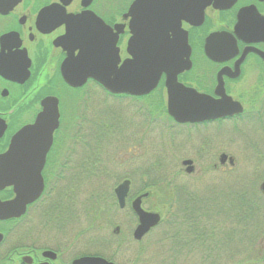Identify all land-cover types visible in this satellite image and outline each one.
<instances>
[{
    "label": "flooded vegetation",
    "instance_id": "flooded-vegetation-1",
    "mask_svg": "<svg viewBox=\"0 0 264 264\" xmlns=\"http://www.w3.org/2000/svg\"><path fill=\"white\" fill-rule=\"evenodd\" d=\"M131 51L184 62L144 94L63 75L80 53L121 67ZM257 179L264 197V0H0V264H137L176 223L159 209H202L191 184L247 197ZM142 196L162 220L138 241Z\"/></svg>",
    "mask_w": 264,
    "mask_h": 264
},
{
    "label": "rangeland",
    "instance_id": "rangeland-1",
    "mask_svg": "<svg viewBox=\"0 0 264 264\" xmlns=\"http://www.w3.org/2000/svg\"><path fill=\"white\" fill-rule=\"evenodd\" d=\"M242 168V164L237 166L234 180L238 178L237 174L242 172ZM250 183L255 184L260 195L262 181L250 180ZM211 184V182H202L200 185H190L198 187L196 192L200 195L199 201H202L199 204L203 205V201L208 204L203 205L202 210L198 212L201 217L199 227L195 229L198 232L191 231L189 225L184 227L171 225L170 227L167 223L162 224L152 236L146 239L145 245L138 246L139 251L140 248H144V252L148 255L138 259L137 264H262L255 260L264 257V197L259 196L260 206L254 220L252 219L250 223L244 222L246 220L242 221L243 217L240 215L241 219L238 222V215L231 211L234 208L228 206L230 202L226 203V200H223L227 190L224 188L223 193L218 191L214 193L218 194L216 197L212 196L216 191H212ZM209 195L212 196V200L217 199L215 205L209 199L211 197ZM209 205L215 208L210 209ZM220 206L223 208H219ZM209 209L210 211H207ZM178 212L166 214L164 220L174 218V222H177ZM164 229L171 230L168 241L165 243L163 242ZM178 230V235H175ZM198 235L199 238L196 237ZM176 236L178 237L173 239ZM119 263L126 264L121 260Z\"/></svg>",
    "mask_w": 264,
    "mask_h": 264
},
{
    "label": "water",
    "instance_id": "water-1",
    "mask_svg": "<svg viewBox=\"0 0 264 264\" xmlns=\"http://www.w3.org/2000/svg\"><path fill=\"white\" fill-rule=\"evenodd\" d=\"M118 53L109 54L105 58L103 54H96L83 58L80 53L78 58H69L63 65V75L72 85H81L87 78L99 81L110 92H126L144 94L150 92L158 83L161 75L170 69L177 71V65L184 62L183 55L177 52H138L131 51L132 59L118 66ZM189 55V54H188ZM143 86V89H140ZM183 100H170V111L179 119V114L174 113L182 106ZM185 112L180 116L184 120L196 121L199 117L195 108L185 106ZM203 116L201 115V119ZM206 118V116H205ZM43 182L41 181L42 191ZM264 192V185L262 186ZM129 190V182H124L118 187L116 193L122 207ZM144 197H147L145 195ZM139 197L133 204V209L139 218L135 238L140 241L154 227L161 223V216L156 212H147L142 208V199ZM77 264H114L102 258H88L77 261ZM264 264V260H263Z\"/></svg>",
    "mask_w": 264,
    "mask_h": 264
},
{
    "label": "trees",
    "instance_id": "trees-1",
    "mask_svg": "<svg viewBox=\"0 0 264 264\" xmlns=\"http://www.w3.org/2000/svg\"><path fill=\"white\" fill-rule=\"evenodd\" d=\"M259 196L260 195L258 194L257 191H250L247 197L245 195L238 194V195L229 196L230 200H228L229 197H225L223 200H226L225 201L226 203H228L227 201L230 202V205H228V204L227 205L234 208L231 211L235 212L238 215V218L241 215V217H243L242 221L246 220L244 222L250 223V221H252V219L254 220L256 218V215L258 212V207L260 206V203H259L260 197ZM211 202L213 203L212 200H211ZM203 205L206 206L208 204H207V202L205 203V201H203ZM209 206L211 209L212 206L211 205H209ZM219 208H223V207L220 206ZM205 209H206V207H205ZM210 209L207 211H210ZM191 210H192V208H191ZM199 211L200 210L190 211V210L182 209L181 211H179V213L177 215L178 220H177L175 225L176 226L180 225V221L187 222L189 227L191 228V231H195L196 228L198 229L199 223L201 222V217L198 215ZM159 212L161 215H163V222H164L165 212H163L162 209H159ZM240 219L241 218L238 219V222H240ZM195 232H198V231H195ZM196 237L199 238V235ZM250 260L254 261V259H250ZM255 261L257 263H262V258H258Z\"/></svg>",
    "mask_w": 264,
    "mask_h": 264
}]
</instances>
